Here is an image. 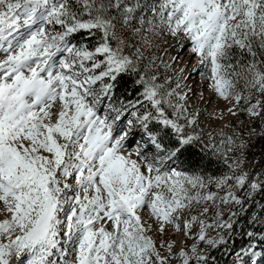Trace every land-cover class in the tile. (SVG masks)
I'll return each mask as SVG.
<instances>
[{
	"label": "snow or ice",
	"instance_id": "obj_1",
	"mask_svg": "<svg viewBox=\"0 0 264 264\" xmlns=\"http://www.w3.org/2000/svg\"><path fill=\"white\" fill-rule=\"evenodd\" d=\"M181 35L197 57L192 72L207 76L211 90L231 105L227 115L264 124V62L255 51H264V0H0V264H212L197 245L224 244L225 236L206 232L231 230L235 221L230 216L206 224L191 215L194 205L217 195L201 190L226 186L220 204L242 207L264 192V179L241 171L242 159H225L230 173L218 177L164 170L165 160L200 142L198 120L181 94L187 68L177 72L174 88L171 77L159 83L160 65L149 74L157 58L144 51L159 49L161 37ZM129 48L138 55L126 54ZM245 54L247 63L240 59ZM141 59L149 63L141 65ZM124 75L135 76L142 91L134 102L110 104L114 116L100 117L98 105L114 98ZM143 102L151 110L141 114ZM153 122L162 127L153 130ZM137 131L159 159L149 160L139 146L137 159L122 153ZM244 146L241 140L238 148ZM213 154H221L219 146ZM237 189L247 190L245 199ZM208 211L204 207L200 215ZM216 215L222 216L219 205ZM195 223L200 228L190 249L175 250V241L158 246L149 234L166 236L172 226L190 237ZM247 235L249 243L232 264L264 259L257 244V236L264 244V233Z\"/></svg>",
	"mask_w": 264,
	"mask_h": 264
},
{
	"label": "rangeland",
	"instance_id": "obj_2",
	"mask_svg": "<svg viewBox=\"0 0 264 264\" xmlns=\"http://www.w3.org/2000/svg\"><path fill=\"white\" fill-rule=\"evenodd\" d=\"M124 35H127L125 33ZM138 39V38H137ZM167 40V43H164V40ZM132 43V40L128 41ZM160 43V48L157 49L155 47L147 49L144 51L145 57L155 56L157 59L152 62L151 67L153 69L149 74H153L156 72V65H160L158 69V75L160 79L159 83H163L166 77H171V87H175L176 84V74L181 68H187V71L184 72L183 76L185 79L181 80V83L186 85L182 88L181 94L186 98V107L189 112L195 113L197 115L198 123L195 126L194 134L200 136V142L209 149L214 151L216 146H219L221 149V158L225 161L228 160V164H231L233 161L242 159L244 162V151L245 149L253 142L255 137L258 134H261V129L264 127L260 119H256L255 121H250L246 115L236 117H230L227 115V108L231 105L228 104L227 101L219 98L209 87V80L207 76L201 77L198 72L193 73L192 67L196 63L197 57L190 53L191 42L186 38L181 37L173 38L171 36L161 37L158 41ZM181 44H183V48H181ZM171 46V47H170ZM257 52V58L264 62V51H261L259 47L255 49ZM126 54L129 55H138L135 53V49L129 48L127 49ZM177 57L176 61L173 62L171 57ZM2 55H0V59H2ZM241 60L245 63L251 60V57L247 54L241 57ZM149 61L146 59H141L140 64H148ZM165 65H171V67H165ZM201 71H204L201 68ZM210 75V73H209ZM94 88L99 91L101 85L97 83ZM142 99V98H140ZM134 102V101H133ZM175 103V101H173ZM114 105L115 107H120L121 104H126L122 102L114 103L112 97L104 98L102 103L98 105V114L100 117L109 116L112 117L115 115L111 111L109 105ZM57 106V110H58ZM167 113L171 115L172 109L168 108L165 105ZM145 109L151 110V105L147 102H143L141 106H139V111L141 114L145 111ZM224 113V118H220V114ZM130 118V113L126 115L123 120L118 125L119 127H124L127 124V120ZM162 126V125H161ZM252 129H255V134H251ZM191 131V129H190ZM120 133H117L119 135ZM211 137V138H210ZM232 137L233 143H228L227 138ZM221 140L225 142L221 144ZM241 140L245 142V146L240 149L238 145ZM147 144V148L145 145ZM140 147L141 152L146 155L149 160H152L154 157L159 159L157 156V150L147 142V138H141V133L137 131L135 136L129 137L123 143L122 153L127 155L129 153L132 154V159H137L136 149ZM231 148L232 151H227V149ZM227 164V165H228ZM164 170L169 171L174 168L177 171L185 172L188 174H192L190 172L185 171L175 160L172 161H164ZM243 163L241 164V171L248 172V169L243 168ZM226 173H230V169H228ZM225 173V174H226ZM249 173V172H248ZM253 179H263L259 175H251ZM233 185H235V181H231ZM193 191H196L193 189ZM205 194L207 192L216 193V197L214 200L204 201L201 200L199 204L194 205L196 211L192 212L191 215H198L199 219L204 220L206 224H212L218 219L228 220L231 216L235 221L233 228L229 230L228 228H220L213 227L208 229L206 234L211 238H219L220 236L226 237V242L224 244L218 245L216 248H212L207 243H199L197 246L202 252H206L210 254L212 258V264H232V261L235 258V253L242 246H246L249 243V237L247 235L248 232H256V233H264V226H262L261 221H264V194L254 193L253 198L246 203L241 205L234 204L232 201H229L225 204H220V197L224 196L229 189L225 186L223 189H219L216 187L214 183L208 184L206 189L201 190ZM245 191L247 190H239L237 192L240 198L245 199ZM217 205H219V210L222 213L221 217L216 215ZM207 207L209 211L200 215L203 211V208ZM3 205L0 204V219H4ZM148 209L145 208L142 215L145 219L148 217ZM235 214V215H233ZM188 218V214H185L184 219ZM99 226V225H97ZM108 230H111V225H107ZM200 225L199 223H195L192 226L193 235L190 237H185L183 232L177 233L174 227L169 226L167 230L166 236H159L154 233H149L150 235L156 236V242L159 246L161 241L163 240L165 243L168 241H175V250H179L180 247L191 248L193 243H196L195 234L199 231ZM239 240H243V244L240 245ZM257 244L258 250L264 249V244L259 242V236H257ZM260 264H264V259H260ZM175 264V261H173ZM194 264V262H193ZM255 264V262H252Z\"/></svg>",
	"mask_w": 264,
	"mask_h": 264
},
{
	"label": "trees",
	"instance_id": "obj_3",
	"mask_svg": "<svg viewBox=\"0 0 264 264\" xmlns=\"http://www.w3.org/2000/svg\"><path fill=\"white\" fill-rule=\"evenodd\" d=\"M81 37L77 36L75 40H79ZM74 40V42H75ZM238 53V50H234ZM241 59V57H240ZM236 61L233 60L232 63ZM135 76L124 75L118 81L117 87L114 90L113 102L114 103H127L128 101H135L138 98V93L142 89L134 84ZM153 130H158L162 126H157L153 122ZM160 135L163 136V141L166 146H168L169 137L164 136L161 132ZM244 169L251 175H259L264 173V136L258 134L253 142L244 151ZM175 161L187 172L202 174L205 177L212 176L218 177L226 173L228 165L224 163L221 155L213 154V150L206 148L201 142L192 147L188 148L183 152ZM264 179V177H262ZM264 194V192H261ZM240 245L243 244V240H239Z\"/></svg>",
	"mask_w": 264,
	"mask_h": 264
},
{
	"label": "bare ground",
	"instance_id": "obj_4",
	"mask_svg": "<svg viewBox=\"0 0 264 264\" xmlns=\"http://www.w3.org/2000/svg\"><path fill=\"white\" fill-rule=\"evenodd\" d=\"M1 211H2V209H1Z\"/></svg>",
	"mask_w": 264,
	"mask_h": 264
}]
</instances>
